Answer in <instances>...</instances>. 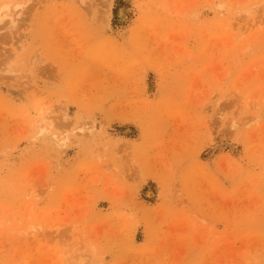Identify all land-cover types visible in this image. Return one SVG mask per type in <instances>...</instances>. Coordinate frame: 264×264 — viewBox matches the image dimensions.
I'll use <instances>...</instances> for the list:
<instances>
[{"label":"rangeland","instance_id":"obj_1","mask_svg":"<svg viewBox=\"0 0 264 264\" xmlns=\"http://www.w3.org/2000/svg\"><path fill=\"white\" fill-rule=\"evenodd\" d=\"M0 264H264V0H0Z\"/></svg>","mask_w":264,"mask_h":264},{"label":"bare ground","instance_id":"obj_2","mask_svg":"<svg viewBox=\"0 0 264 264\" xmlns=\"http://www.w3.org/2000/svg\"><path fill=\"white\" fill-rule=\"evenodd\" d=\"M2 9V8H1ZM121 12V11H120Z\"/></svg>","mask_w":264,"mask_h":264}]
</instances>
